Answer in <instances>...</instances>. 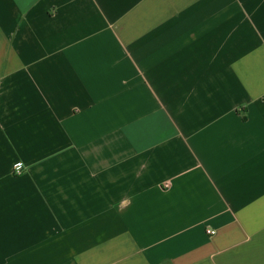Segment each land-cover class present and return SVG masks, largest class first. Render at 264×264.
<instances>
[{"label":"crops","instance_id":"crops-1","mask_svg":"<svg viewBox=\"0 0 264 264\" xmlns=\"http://www.w3.org/2000/svg\"><path fill=\"white\" fill-rule=\"evenodd\" d=\"M0 264H264V0H0Z\"/></svg>","mask_w":264,"mask_h":264},{"label":"built area","instance_id":"built-area-1","mask_svg":"<svg viewBox=\"0 0 264 264\" xmlns=\"http://www.w3.org/2000/svg\"><path fill=\"white\" fill-rule=\"evenodd\" d=\"M22 168H23V165H22V164H19V165L16 167V171H17V172H20V171L22 170ZM208 234H210V235H214L215 232L212 231V230H208Z\"/></svg>","mask_w":264,"mask_h":264}]
</instances>
